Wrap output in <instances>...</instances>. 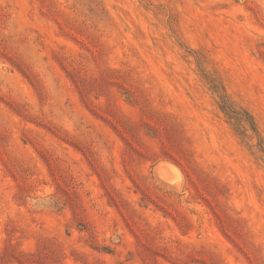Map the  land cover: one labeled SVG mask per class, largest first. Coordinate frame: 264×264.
I'll return each mask as SVG.
<instances>
[{
    "label": "rangeland",
    "instance_id": "374dc122",
    "mask_svg": "<svg viewBox=\"0 0 264 264\" xmlns=\"http://www.w3.org/2000/svg\"><path fill=\"white\" fill-rule=\"evenodd\" d=\"M0 264H264V0H0Z\"/></svg>",
    "mask_w": 264,
    "mask_h": 264
},
{
    "label": "trees",
    "instance_id": "16d2710c",
    "mask_svg": "<svg viewBox=\"0 0 264 264\" xmlns=\"http://www.w3.org/2000/svg\"><path fill=\"white\" fill-rule=\"evenodd\" d=\"M219 107L222 112L230 119L234 120L236 129L240 133H245L248 130H252L255 134L259 135L258 127L253 116L244 108H234L224 94L219 96Z\"/></svg>",
    "mask_w": 264,
    "mask_h": 264
},
{
    "label": "water",
    "instance_id": "95a60500",
    "mask_svg": "<svg viewBox=\"0 0 264 264\" xmlns=\"http://www.w3.org/2000/svg\"><path fill=\"white\" fill-rule=\"evenodd\" d=\"M163 167V166H162ZM163 169V168H162Z\"/></svg>",
    "mask_w": 264,
    "mask_h": 264
}]
</instances>
